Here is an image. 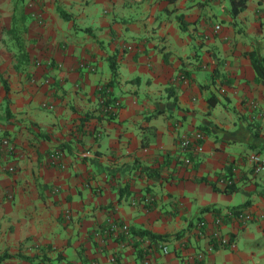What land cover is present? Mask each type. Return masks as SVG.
<instances>
[{
    "label": "crops",
    "instance_id": "crops-1",
    "mask_svg": "<svg viewBox=\"0 0 264 264\" xmlns=\"http://www.w3.org/2000/svg\"><path fill=\"white\" fill-rule=\"evenodd\" d=\"M232 2L0 0L2 264H143L137 242L154 264H264V174L249 160L264 156V86L247 56L264 57V0L236 26ZM102 88L120 108L97 122ZM197 131L187 166L179 143ZM225 179L229 193L210 184ZM228 211L254 219H226L236 247L209 251L197 228Z\"/></svg>",
    "mask_w": 264,
    "mask_h": 264
},
{
    "label": "built area",
    "instance_id": "built-area-1",
    "mask_svg": "<svg viewBox=\"0 0 264 264\" xmlns=\"http://www.w3.org/2000/svg\"><path fill=\"white\" fill-rule=\"evenodd\" d=\"M216 1V0H214ZM217 30H220V27H217ZM102 90V89H101ZM105 97L102 98L101 103L104 104ZM116 106H110L107 108L106 112H116ZM105 112V111H104ZM261 116L264 118V111L261 113ZM204 141L205 135L202 131H197L192 133L188 136L183 137L180 140L179 147L180 149L187 154L184 157V163L187 166H192L194 162L202 155L204 152ZM3 146L10 147L9 141L5 140L3 142ZM250 162L253 164L255 174H264V156L254 154L249 158ZM13 171V168L11 169ZM227 186H231L233 184L232 180L225 179L222 181ZM226 219L230 220H238L241 222H250L254 219L253 214L244 212V211H228L224 216H219L216 219L215 225L216 228L210 233L205 235V228L207 227L206 222H200L198 226V234L203 237H207L209 240V251H213L216 248H235V243L228 238L227 236L223 235L220 231L221 226L225 223ZM109 231L117 234L119 236H129L130 235V228L127 224L118 223L111 221L109 224ZM162 247V246H160ZM163 251L168 253L167 247H163ZM202 257L201 255L199 256ZM111 264H119L116 257L111 258ZM143 264H154V262L146 256L143 260Z\"/></svg>",
    "mask_w": 264,
    "mask_h": 264
},
{
    "label": "trees",
    "instance_id": "trees-1",
    "mask_svg": "<svg viewBox=\"0 0 264 264\" xmlns=\"http://www.w3.org/2000/svg\"><path fill=\"white\" fill-rule=\"evenodd\" d=\"M171 2L174 3V2H176V0H171ZM247 2H248V0H233L232 7H231V15H232V18L234 21L233 22L234 26H236V18L240 15L241 12H243L246 9ZM60 13H61V16L63 18L68 19V20L71 19V15L68 14L67 12L60 10ZM179 20L181 22L182 28L184 29L185 25H184L183 18L181 17ZM247 56L251 60L253 68L256 72L257 83L264 86V57L260 56L255 51L248 52ZM111 67H112L114 75L116 76L117 67L113 61H112ZM5 88H6V91L8 93V87L6 86ZM100 95H101V98L105 97V102H104V104L101 103L102 110H101L100 114L98 116H96V117L94 116L92 118V119L96 120L97 122H100L105 117L112 118L115 116L116 112H106L108 107L116 106L117 109L120 108V104L116 101V99L112 98V97H108V95L106 94V91L103 88L101 90ZM9 104H10L9 100L7 98L6 99L7 108L9 106ZM154 117L155 116H149V119H152ZM149 145H150V140L147 138H143V146L148 147ZM210 184H211V186H213V188L216 191H221V192H225V193H229V192L233 191V188H232L233 184L231 186H227L226 189H224V190H219L216 187V184H214V183H210ZM135 235L138 236L141 240H145V239L149 240L150 244H153V243L158 244L157 242L170 241V239H172L174 237H179L181 234H176L175 236H171V235L161 236V235L154 234V233L147 231V230H139V231L135 232ZM134 246L136 247V249L138 251L139 257L142 258L143 260L145 259V257L147 255L150 254V251H148V249H146L147 247H141L140 242L135 243ZM8 258H10V255L7 253L0 255V264L5 262Z\"/></svg>",
    "mask_w": 264,
    "mask_h": 264
},
{
    "label": "rangeland",
    "instance_id": "rangeland-1",
    "mask_svg": "<svg viewBox=\"0 0 264 264\" xmlns=\"http://www.w3.org/2000/svg\"><path fill=\"white\" fill-rule=\"evenodd\" d=\"M221 22V21H220ZM222 23V22H221ZM224 23V26L226 25V23L225 22H223ZM225 29H227V26H225Z\"/></svg>",
    "mask_w": 264,
    "mask_h": 264
}]
</instances>
